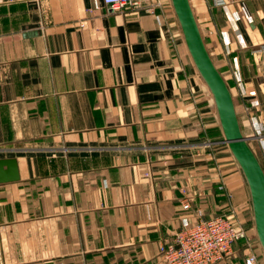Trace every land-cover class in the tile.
Listing matches in <instances>:
<instances>
[{"label":"crops","instance_id":"crops-1","mask_svg":"<svg viewBox=\"0 0 264 264\" xmlns=\"http://www.w3.org/2000/svg\"><path fill=\"white\" fill-rule=\"evenodd\" d=\"M190 2L251 136L245 105L258 100L264 121V0ZM209 92L172 0H0V159L20 175L0 184L1 264H166L160 244L197 209L258 238ZM237 253L218 264H245Z\"/></svg>","mask_w":264,"mask_h":264},{"label":"water","instance_id":"water-1","mask_svg":"<svg viewBox=\"0 0 264 264\" xmlns=\"http://www.w3.org/2000/svg\"><path fill=\"white\" fill-rule=\"evenodd\" d=\"M191 58L212 94L224 139L247 180L258 241L264 250V168L241 128L234 97L215 65L201 33L190 0H172ZM20 179L16 159H0V184Z\"/></svg>","mask_w":264,"mask_h":264},{"label":"built area","instance_id":"built-area-1","mask_svg":"<svg viewBox=\"0 0 264 264\" xmlns=\"http://www.w3.org/2000/svg\"><path fill=\"white\" fill-rule=\"evenodd\" d=\"M113 11H121L137 6L140 0H103ZM260 105L258 100H252L245 105V113L250 118L252 135L264 147V121L254 114ZM182 192L183 208H192L191 199L186 187ZM249 240L247 230L240 223H235L225 215L204 217L202 210L197 209L194 221L185 219L181 230L177 231L171 241L160 244V253L166 264H218L234 254V249L240 241ZM246 264H258V256L248 252ZM1 264V261H0Z\"/></svg>","mask_w":264,"mask_h":264},{"label":"rangeland","instance_id":"rangeland-1","mask_svg":"<svg viewBox=\"0 0 264 264\" xmlns=\"http://www.w3.org/2000/svg\"><path fill=\"white\" fill-rule=\"evenodd\" d=\"M209 94L210 96H212L210 92ZM240 224H242L244 228L248 231V228L245 224L243 223H240ZM248 238L249 240H246L244 244L236 245L234 252L239 251L240 255L239 253H237L239 255L238 258L242 256V258L244 259H245L246 254H248V252H254L258 256V264H264V250L261 244L259 243L258 238H254L255 239L254 240V239H251L249 235H248Z\"/></svg>","mask_w":264,"mask_h":264}]
</instances>
